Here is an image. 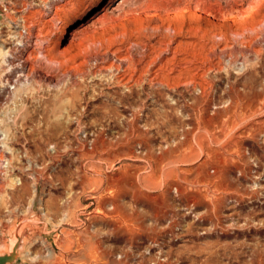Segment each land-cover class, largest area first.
<instances>
[{
  "label": "rangeland",
  "instance_id": "1",
  "mask_svg": "<svg viewBox=\"0 0 264 264\" xmlns=\"http://www.w3.org/2000/svg\"><path fill=\"white\" fill-rule=\"evenodd\" d=\"M253 1L1 0L0 242L34 216L23 264H264V3L222 23Z\"/></svg>",
  "mask_w": 264,
  "mask_h": 264
},
{
  "label": "bare ground",
  "instance_id": "2",
  "mask_svg": "<svg viewBox=\"0 0 264 264\" xmlns=\"http://www.w3.org/2000/svg\"><path fill=\"white\" fill-rule=\"evenodd\" d=\"M264 3V0H254L249 6H248V8H246V10L242 13V14H240L238 17H237V19H235V20H229V19H225V18H223L222 19V23H223V25L224 24H227V26L228 25H232V26H234V25H242V24H244L255 12H256V10H257V8L258 7H260L262 4ZM199 11V10H198ZM176 13V12H175ZM184 13H186V12H184ZM201 12L199 11V12H192V13H190L189 12V14H183V13H178V14H176L173 18H171V19H173V20H176V21H178L177 19H183V18H188V19H191V20H194V19H198L200 16H201V14H200ZM25 15V14H24ZM8 16H9V18L11 19V20H13V17L11 16V14H8ZM25 17V16H24ZM22 19H24V18H22ZM21 19V20H22ZM170 19V20H171ZM221 20V19H220ZM22 21H24V20H22ZM41 24V23H40ZM28 27H26L25 26V24L23 23V29H24V33H19V36H18V41L16 42L17 44H16V46H14V48H13V50H12V53H11V60L9 61V67L10 68H12L13 70H17V71H24V70H32L30 67V64H31V59H30V56L32 55V53H33V51L36 49H39L37 46H35V45H37L38 43H36V41H38V36H37V33L36 34H34L33 33V31L31 30V29H34V26L32 25V26H30V28H28ZM65 30V28L64 27H60V30L58 31V32H62V31H64ZM39 33V32H38ZM59 34V33H58ZM40 39H41V37H40ZM39 42V41H38ZM40 43V42H39ZM40 45V44H39ZM42 49V48H41ZM35 50V51H36ZM41 51V50H40ZM46 51V50H45ZM36 54V53H35ZM38 56V55H37ZM34 57V56H33ZM32 57V58H33ZM43 57H45V55H43L42 56V58ZM37 58V57H36ZM41 58V59H42ZM32 72V71H31ZM28 73V72H27ZM19 77V76H18ZM23 78V77H22ZM25 79H26V77L23 79V80H16V82H17V85H18V88H20V86H21V90H22V88L25 86L24 85V82H25ZM6 82L8 81V79H6L5 80ZM15 82V81H14ZM22 85H23V87H22ZM14 88V87H13ZM18 90V89H17ZM199 117V116H198ZM131 122H133V121H129V123H131ZM137 123V122H136ZM200 123V122H199ZM203 123V122H202ZM206 123V122H205ZM204 123V124H205ZM101 128V127H100ZM191 128V127H190ZM133 129V128H132ZM1 130V129H0ZM194 131V130H193ZM2 134H4V138H3V141H1L2 142V144L4 145V140L6 139V130H2ZM194 135V134H193ZM190 138V137H189ZM187 139V138H186ZM192 139V138H191ZM190 139V140H191ZM195 139H197V138H195ZM183 140V139H182ZM189 140V141H190ZM101 141V140H100ZM191 141H193V140H191ZM141 142V141H140ZM102 143V142H101ZM5 146V145H4ZM175 148V147H174ZM146 149V148H145ZM93 150V149H92ZM90 151V150H89ZM123 151V150H122ZM57 152V151H56ZM91 152V151H90ZM103 152V151H102ZM89 153V152H88ZM113 153V152H112ZM207 153V152H206ZM84 155V154H83ZM2 156V155H1ZM159 156V155H158ZM5 157V156H4ZM209 157V156H208ZM157 158V157H156ZM162 157H161V155L159 156V158H158V160H159V164L161 163V165L163 166V161H162ZM178 159V158H177ZM192 159V158H191ZM157 160V159H156ZM182 160V159H181ZM142 161V160H141ZM185 161H187V160H185ZM158 162V161H157ZM174 162H176V161H174ZM182 163H183V161H181ZM180 162V163H181ZM185 163V162H184ZM111 164V163H110ZM167 164V163H166ZM170 165V164H169ZM173 165V164H172ZM168 167V166H167ZM0 168L2 169V171H1V173H2V175H3V177H5V179L6 178H8V176L10 175H8V173L10 172V169H11V161L9 160V159H2V158H0ZM146 168V167H145ZM160 168H162V167H160ZM147 169H148V167H147ZM131 170V169H130ZM107 171V170H106ZM148 171V170H147ZM165 171V170H164ZM167 171V170H166ZM218 171V170H217ZM146 172V171H145ZM149 173L146 175V177H143V178H141L143 181H150V182H152V178L154 177V175H155V177L157 176V173H160L161 175H163L164 176V174H166L167 172H163L162 170H160L159 172L158 171H156V170H152V168H150V170L148 171ZM130 174V173H129ZM133 174V173H132ZM168 174V173H167ZM166 174V175H167ZM83 175H85V174H83ZM87 176V175H86ZM160 176V175H159ZM125 177V176H124ZM166 177V176H165ZM111 178V177H110ZM109 178V179H110ZM108 179V180H109ZM140 179V180H141ZM156 179V178H155ZM160 178H158L157 179V181L159 180ZM162 179V178H161ZM89 180V179H88ZM110 180H112V178L110 179ZM137 180H139V179H137ZM176 180V179H175ZM14 181V182H13ZM90 181V180H89ZM115 181V180H114ZM113 180H112V182H114ZM160 182H161V180H159ZM91 182V181H90ZM106 182V181H105ZM108 182H110V183H112L111 181H108ZM134 182V181H133ZM137 182V181H136ZM150 182H148L149 184H150ZM154 182V183H153ZM153 184L151 183V186L150 187H152L154 184H156L157 185V182L155 183V181L153 180ZM175 182V181H174ZM180 182V181H179ZM16 183V180L15 179H9V181L6 183V185L8 186V187H11L12 185H14ZM171 183V182H170ZM98 184V183H97ZM108 184V183H107ZM106 184V185H107ZM135 184V183H134ZM133 184V185H134ZM144 184H145V182H144ZM148 185V184H147ZM146 185V186H147ZM160 185H162V184H160ZM160 185H159V183H158V186L157 187H160ZM108 186V185H107ZM143 186V185H142ZM154 187L156 188V186L154 185ZM107 188V187H106ZM161 188V187H160ZM178 187H175V190H176V193L178 194V193H180V190L179 189H177ZM111 194V193H110ZM111 196H113V195H111ZM1 197L2 196H0V202H1ZM178 197V196H177ZM96 198V197H95ZM112 198H114V196L112 197ZM150 198V197H149ZM154 199V198H153ZM162 199V198H161ZM102 203V202H101ZM101 203H99V204H101ZM159 205H160V203H159ZM100 206V205H99ZM113 206V205H112ZM101 207V206H100ZM100 207H98V209L100 208ZM160 207V206H159ZM110 209H112V211H114L113 210V207L112 208H110ZM115 209H116V207H115ZM100 210V209H99ZM103 211V210H102ZM112 213V212H111ZM159 213V212H158ZM98 214H99V212H98ZM103 215V214H102ZM108 215V214H107ZM157 215V214H156ZM105 216V215H104ZM111 220V219H110ZM113 220V219H112ZM112 222V221H111ZM115 222V221H114ZM11 231V230H10ZM1 234V233H0ZM26 236V235H25ZM56 237V236H55ZM59 237H61V236H59V235H57V238L55 239V242L54 243H56V244H58L59 243ZM25 240V239H24ZM62 240V239H61ZM59 245V244H58ZM58 245H56V246H58ZM54 248V247H53ZM62 248V247H61ZM58 250V249H57ZM97 252V251H96ZM90 254V253H89ZM88 254V255H89ZM93 254V253H92ZM96 255V254H95ZM94 255V256H95ZM94 256H92V260L93 261H95L96 260V258L94 257ZM97 256V255H96ZM26 257V256H25ZM90 257H91V255H89V256H87V258H89L90 259ZM100 258V257H99ZM87 260V259H86ZM89 260H87V262H88ZM91 261V260H90ZM65 264V263H64ZM157 264H164L163 262H157Z\"/></svg>",
  "mask_w": 264,
  "mask_h": 264
},
{
  "label": "water",
  "instance_id": "3",
  "mask_svg": "<svg viewBox=\"0 0 264 264\" xmlns=\"http://www.w3.org/2000/svg\"><path fill=\"white\" fill-rule=\"evenodd\" d=\"M6 19L7 16L0 5V24ZM40 223L41 222L36 220L34 216L30 218H21L16 224L15 230L9 234L2 233V240L0 242V264H23L20 246L24 230L30 224L35 225Z\"/></svg>",
  "mask_w": 264,
  "mask_h": 264
}]
</instances>
